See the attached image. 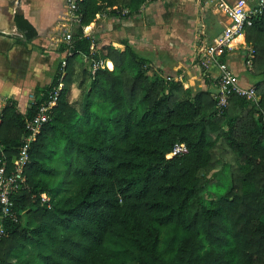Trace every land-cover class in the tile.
<instances>
[{
  "label": "trees",
  "instance_id": "trees-1",
  "mask_svg": "<svg viewBox=\"0 0 264 264\" xmlns=\"http://www.w3.org/2000/svg\"><path fill=\"white\" fill-rule=\"evenodd\" d=\"M146 1L80 0L50 83L23 113L12 100L0 108L9 170L26 123L60 84L28 144L14 218L1 221L0 264H264V9L243 31L257 100L230 95L216 108L198 63L202 86L185 88L128 40L118 51L82 33L103 10L129 18ZM12 21L22 43L36 37L20 13ZM91 61L112 68L91 72ZM175 144L186 153L168 158Z\"/></svg>",
  "mask_w": 264,
  "mask_h": 264
},
{
  "label": "crops",
  "instance_id": "crops-1",
  "mask_svg": "<svg viewBox=\"0 0 264 264\" xmlns=\"http://www.w3.org/2000/svg\"><path fill=\"white\" fill-rule=\"evenodd\" d=\"M14 13H20L35 30L31 42L22 43L23 36H17ZM223 21L205 0H147L138 15L129 18L103 10L82 28V33L98 46L109 44L118 51L124 48L118 40H128L163 74L179 81L186 78L183 87L195 89L202 86L197 66L200 44L219 34ZM72 23L66 0H0V108L12 100L17 111L23 113L34 89L50 83L56 61L64 55L58 53V47ZM239 36L241 42L234 43ZM239 36L226 60L233 73L239 51L244 49V35ZM78 58L86 61L83 56ZM104 62L111 70V63ZM241 66L247 71L243 62ZM234 74L237 77L238 72ZM238 83L250 86L239 79Z\"/></svg>",
  "mask_w": 264,
  "mask_h": 264
},
{
  "label": "built area",
  "instance_id": "built-area-1",
  "mask_svg": "<svg viewBox=\"0 0 264 264\" xmlns=\"http://www.w3.org/2000/svg\"><path fill=\"white\" fill-rule=\"evenodd\" d=\"M79 1L80 0H66L67 14H69L73 22L77 21V16L74 15V11ZM205 1L209 2L216 14L224 20L220 33L207 41H203L197 52L198 66L209 74L210 78L216 83V88L212 94L215 100V107L223 108L230 95H237L252 102H256L257 96L254 88L252 86H241L232 69L226 62L221 60V57L225 51H231L235 38L243 34L244 29L251 26L252 20L261 14L264 9V0H234L232 2H228L227 0ZM125 12L126 11H122V13ZM62 43L68 45L69 32L64 34ZM243 50L246 51V58L245 61H243V66L247 70H250L252 51L246 46H244ZM63 65L64 63L61 62V66ZM98 68L110 70L105 62L91 61V72H94ZM59 88L60 84L54 90L53 94L49 96L47 103L39 106L32 119L26 123L25 129L28 131V135L23 139L18 156L14 159L12 167L6 170L4 165H0V236L4 234L1 221L4 218H14V215L10 213L12 206L11 196L19 191L24 184L22 169L27 162L26 151L28 144L34 139L40 126L48 120L49 110L55 104ZM185 153L186 148L183 144H175L168 158ZM39 198L40 202H48V198L45 194H40Z\"/></svg>",
  "mask_w": 264,
  "mask_h": 264
},
{
  "label": "rangeland",
  "instance_id": "rangeland-1",
  "mask_svg": "<svg viewBox=\"0 0 264 264\" xmlns=\"http://www.w3.org/2000/svg\"><path fill=\"white\" fill-rule=\"evenodd\" d=\"M241 40H242V38L241 39H239V41L241 42ZM242 55L241 54H239V59L237 60V62H236V64H237V67H236V71H234V73H236L237 74V72H238V74H237V77H238V79L239 80H241L242 82H243V84L244 85H250V86H252V84L257 80L256 78H254V76L253 75H251L250 74V71L249 70H245L241 65H242V57H241ZM241 60V61H240ZM151 70H153V71H157L158 72V68L154 65V63L153 62H149V65H147ZM235 68V67H234ZM79 69H80V66H76L75 67V73L76 72H79ZM188 81V79H182L181 81H182V83H185L184 81ZM191 82V81H190ZM188 84H190L189 82H188ZM195 86V85H194ZM79 94H80V90L79 89H77V87H76V84H73V86H72V88H71V92H70V97H69V99L70 100H74V99H76V98H78L79 97Z\"/></svg>",
  "mask_w": 264,
  "mask_h": 264
},
{
  "label": "bare ground",
  "instance_id": "bare-ground-1",
  "mask_svg": "<svg viewBox=\"0 0 264 264\" xmlns=\"http://www.w3.org/2000/svg\"><path fill=\"white\" fill-rule=\"evenodd\" d=\"M242 37L241 36H239L235 41H234V43H236V42H240V41H238L239 39H241ZM107 66H110V65H107Z\"/></svg>",
  "mask_w": 264,
  "mask_h": 264
},
{
  "label": "water",
  "instance_id": "water-1",
  "mask_svg": "<svg viewBox=\"0 0 264 264\" xmlns=\"http://www.w3.org/2000/svg\"><path fill=\"white\" fill-rule=\"evenodd\" d=\"M17 36L22 37V34L21 33H17Z\"/></svg>",
  "mask_w": 264,
  "mask_h": 264
}]
</instances>
